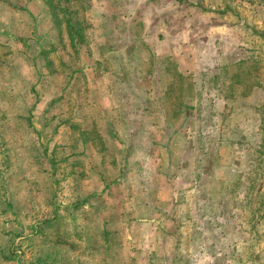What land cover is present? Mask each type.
<instances>
[{
  "label": "rangeland",
  "instance_id": "obj_1",
  "mask_svg": "<svg viewBox=\"0 0 264 264\" xmlns=\"http://www.w3.org/2000/svg\"><path fill=\"white\" fill-rule=\"evenodd\" d=\"M88 1L81 14L96 29L75 53L40 0H0V185L20 215L15 222L0 214V232L47 215L51 194L61 217L43 234L67 232L56 244L27 235L16 248L19 264L39 249L58 264H77L70 256L97 264L102 229L111 264L154 261L158 247L173 264L185 257L187 264H264V206L255 210L264 201V156L247 153L264 134V0ZM49 46L53 52L42 55ZM233 72L241 81L228 79ZM182 98L187 109L177 107ZM67 118L96 128V149L71 146L76 132L56 127ZM52 146L50 175L41 147ZM138 165L147 178L156 174L152 194L142 189V171L133 173ZM168 168L170 182L160 174ZM173 183L186 189L185 202L168 201ZM200 198L207 199L201 209ZM2 249L0 264H14Z\"/></svg>",
  "mask_w": 264,
  "mask_h": 264
},
{
  "label": "trees",
  "instance_id": "obj_2",
  "mask_svg": "<svg viewBox=\"0 0 264 264\" xmlns=\"http://www.w3.org/2000/svg\"><path fill=\"white\" fill-rule=\"evenodd\" d=\"M40 1L42 2L43 7H44L46 13L49 16L50 21L53 23L54 27L56 29H58L59 32H62V33L65 34V37H66V40H67V43H68V47L71 49V51H74L75 53H78V46L87 43V39H88L87 32L91 34V31L96 29V26L93 23L89 22V20L86 17L85 18L82 17V14H81V10H83V11L87 10L86 8L89 5V1L88 0H40ZM115 1H119V0H115ZM153 1L159 2V1H162V0H153ZM164 1H169V0H164ZM176 1H182V2H186V3L189 2L187 0H176ZM102 4H103V6L109 5L108 0H102ZM105 16H107V15H105ZM132 20H134V19H132ZM108 21H110L109 17H108ZM263 39H264V37H263ZM128 48L129 47H127L126 50H128ZM46 49L47 50L42 51V55H44V56H46L50 52H53V48L51 46L47 47ZM242 62H243V60L239 59L236 62L231 63V65L239 66L240 63H242ZM223 72L225 73V71H223ZM243 72H247V71L243 70ZM74 74L75 73H72V74L69 75L68 78H69L70 82L74 81V80H71L72 78H74ZM227 76H226V79H227ZM228 79L232 83H235L237 81H241L239 79L237 73H234V72L231 73L230 76H228ZM219 94L222 97L228 99L231 96L232 93H219ZM159 96H160V98H162L161 97L162 95H159ZM184 98H182V100L179 101L178 106H177L178 108L187 109V106L184 103ZM157 99L160 100L158 98V96H157ZM56 100L57 99H54L53 101H56ZM158 112L162 114V112H160V110H158ZM26 119H27V124L26 125L29 126L30 125L29 115H27ZM262 123L264 124V112L262 114ZM58 125H67L68 128L72 132H74V131L76 132L75 133L76 134L75 135L76 139L73 138V142L70 140L71 146L76 145V144L77 145L81 144L83 147L90 146V147L93 148V150L96 149V143H95L94 139L91 136V132L96 129L94 126L93 127H90V126L89 127H82L79 123L73 122V120L71 118L60 120L57 123L56 127ZM54 129L55 128H53L52 131ZM33 132L35 134H37V135H42V131H40V130H34ZM261 132H264V128H263V131H262V127H261ZM168 135L170 136V133ZM260 135H261L260 136L261 143L259 144L258 141H256V143H252L253 145L251 144V146L249 147L248 152H247L248 154H251V155L255 154V157L258 160L261 157L264 156V134H260ZM169 136L168 137L166 136L165 142H163V144H165L164 145V151L165 150L167 151V156H169L170 153H171V151L167 149V146H168L169 142L171 141L170 140L171 138ZM118 143L121 146H123L121 141H119ZM127 143H128V145L123 147V148L126 149L125 154H128L129 151L127 152V150H128L129 147H131L130 141H128ZM151 143H152L151 140H149V141H147L145 143V145H147V144L150 145ZM97 148H99V147H97ZM252 148H253V150H251ZM55 149H56V146H52L51 148H49V151H48V148L41 147L42 156H45L47 158L46 161H47L48 166H49L50 175L52 174V172L55 171V161H54V159L52 157L53 156V152L55 151ZM143 150H144V148L143 149L141 148V150H140L141 151L140 153L142 154L141 156H143L144 154L146 155V152L142 153ZM252 152H254V153H252ZM121 155H122V153H121ZM122 157H123V155H122ZM109 160L111 162H116L115 156H113V157L111 156ZM123 160H126V155L123 158ZM160 161L161 160H159V162ZM172 168H173V166H172ZM174 168H176V167H174ZM169 169L170 168L166 169L167 171L164 170L160 174H163V176H165L166 172L169 173V171H168ZM123 170H124V168H118L117 169V177L120 179V182H122V180H123L122 177H121V173H122ZM138 170L142 171V175H141V181L143 183L142 184L143 185L142 189H146V191L148 193L152 194L153 192H152L151 188H154V185H155L156 181H158L157 178H156V174L153 175L151 178H147V171L148 170L145 167V165H143L142 167H140L138 165L136 167V169L133 171V173L135 175H137ZM168 173H166V176L168 177L166 179H167V182H170L171 176H170V173L169 174ZM197 176H198V174H197ZM197 179H198V177H197ZM115 180L117 181L116 183H118V179H114L113 181H115ZM134 180H136V176L134 177ZM184 181H186V180L184 179V180H181L179 182L184 183ZM173 185H174V187H173L174 188V190H173L174 192L173 193L171 192L170 188H167L168 191H169V196L171 194V196L168 199V201H171V198L177 196L178 200H175V202L176 201L178 203L182 202V201L185 202V197H187L186 189L180 187L178 183H177V185H175L173 183ZM53 188H54V185H53ZM102 191L103 190H101V192ZM5 192H6V189H5L4 185L3 184L0 185V198H2L3 203L5 202L6 206L8 207V208H2L0 210V214L5 215L6 213H9V214L12 215L13 221L18 222V219H19L20 215L17 212H15V214H13V204H10L9 200L6 199ZM90 194L91 193H88L87 195H85L81 202L75 203L74 204V208H76L80 204L85 203L86 201H88L92 197V195H90ZM96 194H98V193H96ZM55 198H56L55 195L51 194V196H49V198L46 200V203L51 205L50 209L47 211V215H45L43 217L30 216L31 220H28L27 222L22 223L21 226L18 225L19 228L17 227L13 231L12 230H6V228L2 229V232H0V236L3 235L4 238H5V236L7 235V239L4 242V245H0V253H4V250L2 249L3 247L7 248L6 254H3L4 258H6L8 260H11L14 264H19V262H21L20 261L21 254H20L19 251L18 252L16 251V248L21 245L20 243H22L26 239L27 235H29V236H35V235L48 236L47 238H48L49 244L50 243L51 244H56L57 241H63V242L67 241V238H65V237H67V232H65L63 229L62 230L59 229V231H58V233L56 235H50V234H47L45 232L43 234V228H45V229L49 228L52 225H56L57 223L59 224V222H60L61 215L58 213V207H57V205L55 203ZM180 199H181V201H180ZM97 200L99 202V206L103 207L102 209L105 210V205L102 204V201L99 200V198H97ZM200 201H201V203L197 205V207L199 209L203 208L206 205L207 199L206 198H200ZM263 202L264 201H260L259 202L260 203V207H256V209H255L256 211H259V210L263 209V208H261V206H264ZM225 206H226V203H224V206H223L224 209H225ZM63 209L66 211V207L65 206H63ZM170 220L171 219L166 218V222L164 224H168V222ZM61 223H62V221H61ZM103 223L105 224L106 220L103 219L102 220V224ZM24 229L27 231V233H23ZM50 230H52V229H50ZM100 233H102L101 234L102 241H103V245L102 246H103L104 249H102V251L100 252V254H101L100 260L101 261H99L97 264H111L110 262L106 261V259H108V258L112 259V257L111 256H107V250L105 249L107 247V243L111 242V238L107 234L106 230H104V229H102L100 231ZM74 234L78 235V231H77V233L75 231ZM51 246L53 247V245H51ZM66 248L69 249L70 245L66 244L63 249H66ZM83 249H86L87 251H91L92 249H94V247H92L89 244H86V245H84ZM37 252L38 253H36L37 254L36 256L31 257L30 259L26 260L27 264H58V262L56 261L57 257L56 258L55 257L51 258L48 261L46 258L39 256V253L42 252L40 249L37 250ZM67 252H69V250ZM164 254L165 253H164L163 247H158V249L154 250V252L152 254L154 261L153 260H149V261L143 262L142 260H140L138 263L139 264H171V263L173 264V262H171L170 258H168L167 256H163ZM58 256H60V255H58ZM70 258H73L77 262V264L80 262V260L78 259V256H74V257L70 256ZM177 260H178V258H177ZM179 260H182V258H180ZM112 261L115 263L118 260H112ZM187 263H188V258L185 257V264H187ZM20 264H22V263H20ZM118 264H122L121 259L118 261ZM134 264H136V263H134Z\"/></svg>",
  "mask_w": 264,
  "mask_h": 264
}]
</instances>
